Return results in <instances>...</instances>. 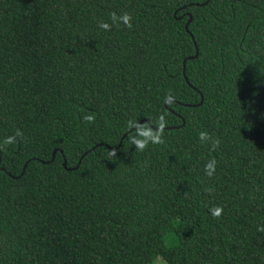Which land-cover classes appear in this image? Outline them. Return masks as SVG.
<instances>
[{
	"label": "trees",
	"instance_id": "1",
	"mask_svg": "<svg viewBox=\"0 0 264 264\" xmlns=\"http://www.w3.org/2000/svg\"><path fill=\"white\" fill-rule=\"evenodd\" d=\"M206 1L0 0V264H264V0Z\"/></svg>",
	"mask_w": 264,
	"mask_h": 264
},
{
	"label": "water",
	"instance_id": "2",
	"mask_svg": "<svg viewBox=\"0 0 264 264\" xmlns=\"http://www.w3.org/2000/svg\"><path fill=\"white\" fill-rule=\"evenodd\" d=\"M209 1H210V0H207L205 3H203V5H207V3H208ZM189 6H192V5H189ZM195 6H199V4H195ZM185 8H186V7L183 6V7H181V8L178 9V10L185 9ZM174 16H175V13H174ZM187 17H188V19H187V21H186L184 27H185V30L188 32V25L190 24V22H191V20H192L191 14L187 13ZM180 18H181V17H178V18H176V19L178 20V19H180ZM192 39H193V38H192ZM197 54H198V53H197V48H196V53H195V55L192 56V57H188L187 59L183 60V62H182V75H183V78L185 79V81H186V77H185V63H186V60H193V59H195V58L197 57ZM202 101H203L202 96H200V103H199L198 105H200V104L202 103ZM165 104H166V103H165ZM183 106H185V107H189V106H192V105H186V104H184ZM143 123H147V121H146V120H142V121H140L136 126H134L133 128H131L127 133H125V134L122 136V138H121V140H120V142H119V144H118V146H117L116 148L118 149V148L120 147L122 140L126 137V135H127L128 133H130L132 130L136 129L138 126H140V125L143 124ZM150 127H151L152 129H154L152 126H150ZM165 129H166V128H165ZM96 147H97V146H94L91 150L95 149ZM109 149L112 150V148H110V147H109ZM88 152H90V150L84 152L83 155L81 156L80 160H81L84 156H86V155L88 154ZM56 153H57V150H54V151L52 152L51 161L54 160V157H55ZM80 160H79L77 166L74 168V170L78 168V165H79V163H80ZM27 163H28V161H27V162L25 163V165L23 166V170L25 169ZM62 166H63L64 169H67V168H66V161H65V159H63Z\"/></svg>",
	"mask_w": 264,
	"mask_h": 264
},
{
	"label": "rangeland",
	"instance_id": "3",
	"mask_svg": "<svg viewBox=\"0 0 264 264\" xmlns=\"http://www.w3.org/2000/svg\"><path fill=\"white\" fill-rule=\"evenodd\" d=\"M154 264H167V263L162 259V257L158 256L155 258Z\"/></svg>",
	"mask_w": 264,
	"mask_h": 264
}]
</instances>
